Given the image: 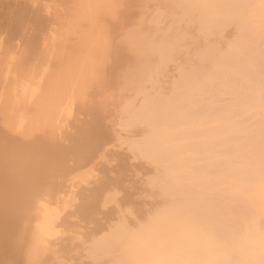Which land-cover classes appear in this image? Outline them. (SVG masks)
Returning a JSON list of instances; mask_svg holds the SVG:
<instances>
[{"label": "bare ground", "instance_id": "6f19581e", "mask_svg": "<svg viewBox=\"0 0 264 264\" xmlns=\"http://www.w3.org/2000/svg\"><path fill=\"white\" fill-rule=\"evenodd\" d=\"M0 264H264V0H0Z\"/></svg>", "mask_w": 264, "mask_h": 264}]
</instances>
